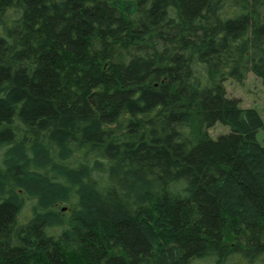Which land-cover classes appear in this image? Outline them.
Here are the masks:
<instances>
[{"label":"trees","instance_id":"obj_1","mask_svg":"<svg viewBox=\"0 0 264 264\" xmlns=\"http://www.w3.org/2000/svg\"><path fill=\"white\" fill-rule=\"evenodd\" d=\"M250 71L264 0H0V264L264 261Z\"/></svg>","mask_w":264,"mask_h":264},{"label":"rangeland","instance_id":"obj_2","mask_svg":"<svg viewBox=\"0 0 264 264\" xmlns=\"http://www.w3.org/2000/svg\"><path fill=\"white\" fill-rule=\"evenodd\" d=\"M227 93L229 97H236L240 100V105L243 108H253L257 110L261 117V126L258 129L257 138L259 142L264 145V83L263 80L256 76L252 71L248 73L247 78L244 81H237L234 79H228L225 82ZM230 126L221 122L216 123L214 126L208 128V132L214 138L221 134L229 133ZM23 214L28 215L29 209L25 208ZM234 243V242H232ZM196 264H264V261H254L246 263L245 261H239L238 257L234 256L233 259L224 261H217L211 259H201Z\"/></svg>","mask_w":264,"mask_h":264}]
</instances>
